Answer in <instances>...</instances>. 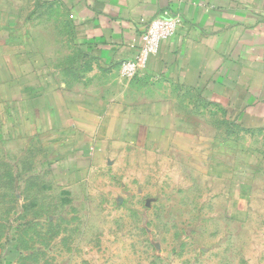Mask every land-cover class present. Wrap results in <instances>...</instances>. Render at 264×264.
<instances>
[{
	"label": "crops",
	"instance_id": "crops-1",
	"mask_svg": "<svg viewBox=\"0 0 264 264\" xmlns=\"http://www.w3.org/2000/svg\"><path fill=\"white\" fill-rule=\"evenodd\" d=\"M17 10L23 36L1 33ZM166 15L181 20L177 33L138 77L123 78L148 23ZM1 91L0 153L10 144L45 155L69 177L62 186L105 167L97 157L129 149L203 165L224 136L264 137V0H0ZM18 163L17 186L30 188L32 159ZM14 217L0 211V264L32 258Z\"/></svg>",
	"mask_w": 264,
	"mask_h": 264
},
{
	"label": "rangeland",
	"instance_id": "rangeland-1",
	"mask_svg": "<svg viewBox=\"0 0 264 264\" xmlns=\"http://www.w3.org/2000/svg\"><path fill=\"white\" fill-rule=\"evenodd\" d=\"M14 15L1 33L15 29L23 36L24 12ZM35 16L33 33L40 36L39 11ZM5 115L0 108L4 126ZM224 137L220 152L215 147L204 160L208 170L200 167L205 163L129 149L97 157L106 166L75 174L68 186L62 184L69 177L45 155L1 146L0 182L7 186L0 185V211L21 222L32 255L24 264H264V137ZM24 159L35 168L28 171L30 188L17 186L12 167Z\"/></svg>",
	"mask_w": 264,
	"mask_h": 264
},
{
	"label": "built area",
	"instance_id": "built-area-1",
	"mask_svg": "<svg viewBox=\"0 0 264 264\" xmlns=\"http://www.w3.org/2000/svg\"><path fill=\"white\" fill-rule=\"evenodd\" d=\"M181 25L178 17L167 15L151 20L142 36L137 54L121 65L123 78L132 80L144 72L148 68L150 58L159 53L161 45L170 40Z\"/></svg>",
	"mask_w": 264,
	"mask_h": 264
},
{
	"label": "trees",
	"instance_id": "trees-1",
	"mask_svg": "<svg viewBox=\"0 0 264 264\" xmlns=\"http://www.w3.org/2000/svg\"><path fill=\"white\" fill-rule=\"evenodd\" d=\"M6 264H10V263L8 262V263H6Z\"/></svg>",
	"mask_w": 264,
	"mask_h": 264
}]
</instances>
